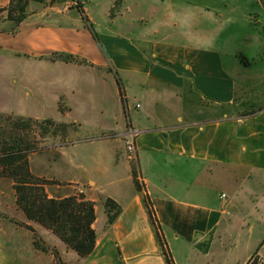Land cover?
Listing matches in <instances>:
<instances>
[{
	"label": "crops",
	"instance_id": "crops-1",
	"mask_svg": "<svg viewBox=\"0 0 264 264\" xmlns=\"http://www.w3.org/2000/svg\"><path fill=\"white\" fill-rule=\"evenodd\" d=\"M9 1L0 0V114L94 134L59 147L62 186L47 190L80 193L95 208L87 258L39 225L63 261L166 264L167 249L174 264H246L253 256L264 264V99L239 92L221 51L183 37L137 42L86 8L81 15L72 0L30 2L15 28ZM129 128L138 131L133 160ZM106 199L120 207L111 223Z\"/></svg>",
	"mask_w": 264,
	"mask_h": 264
},
{
	"label": "rangeland",
	"instance_id": "rangeland-1",
	"mask_svg": "<svg viewBox=\"0 0 264 264\" xmlns=\"http://www.w3.org/2000/svg\"><path fill=\"white\" fill-rule=\"evenodd\" d=\"M79 1L97 24L108 23L109 32L124 33L137 42L150 37L154 41H180L183 37L206 47L215 46L239 92L243 90L246 98L256 102L264 99V20L258 0ZM16 117L0 114V142L13 140L31 148L30 171L52 183L46 190L55 194L60 191L56 186H62L54 167L59 161V147L93 140L94 134L85 126L56 128L43 120L27 122L25 117ZM15 200L12 181L0 178V264L64 262L52 242L54 238L38 224L23 220ZM62 247L67 249L64 244Z\"/></svg>",
	"mask_w": 264,
	"mask_h": 264
},
{
	"label": "trees",
	"instance_id": "trees-1",
	"mask_svg": "<svg viewBox=\"0 0 264 264\" xmlns=\"http://www.w3.org/2000/svg\"><path fill=\"white\" fill-rule=\"evenodd\" d=\"M77 11L83 15V7L79 0H72ZM30 2L43 3L45 0H10L7 11V20L18 27L27 17V6ZM54 0L51 1L53 3ZM63 61H73V57H59ZM9 117V116H8ZM21 119V117H16ZM27 122H36L29 118ZM44 123L56 128H66L74 124L56 123L51 119ZM19 126V125H17ZM31 148L24 147L20 142H0V178H9L13 183L16 196V205L25 215V218L50 231L67 248L79 258L89 257L95 249L96 234L92 225L95 221L94 204L86 200L82 194H72L65 197H49L46 186L49 181L32 174L28 165ZM135 186L139 192L143 187L136 180L137 169L132 166ZM145 204L152 219L151 209L147 199ZM108 223L113 222L120 213V207L110 199L104 203ZM153 221V219H152ZM154 224V222H153ZM159 245L164 248L165 243L158 233ZM44 251V249H41ZM166 264H174L167 249H163ZM59 258L57 255L55 256ZM60 260V259H58ZM59 264H65L59 262ZM246 264H260L258 258L253 256Z\"/></svg>",
	"mask_w": 264,
	"mask_h": 264
},
{
	"label": "built area",
	"instance_id": "built-area-1",
	"mask_svg": "<svg viewBox=\"0 0 264 264\" xmlns=\"http://www.w3.org/2000/svg\"><path fill=\"white\" fill-rule=\"evenodd\" d=\"M128 132H129V138L125 142V145H126L125 148H126V152H127L128 159L129 160H133V153H134V150H135L133 138L138 134V131L137 130H134L132 128H129ZM221 198L222 199H225L226 198V195H222Z\"/></svg>",
	"mask_w": 264,
	"mask_h": 264
}]
</instances>
